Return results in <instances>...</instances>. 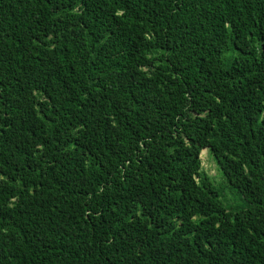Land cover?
Segmentation results:
<instances>
[{"label": "trees", "instance_id": "obj_1", "mask_svg": "<svg viewBox=\"0 0 264 264\" xmlns=\"http://www.w3.org/2000/svg\"><path fill=\"white\" fill-rule=\"evenodd\" d=\"M0 264H264V0H0Z\"/></svg>", "mask_w": 264, "mask_h": 264}, {"label": "rangeland", "instance_id": "obj_2", "mask_svg": "<svg viewBox=\"0 0 264 264\" xmlns=\"http://www.w3.org/2000/svg\"><path fill=\"white\" fill-rule=\"evenodd\" d=\"M202 168L211 176L214 177L216 182L223 183L222 177L217 168V164L210 154L208 148L201 151ZM219 187L221 190V199L229 207L241 208L244 204V200L235 189H231L228 186ZM223 187V188H222Z\"/></svg>", "mask_w": 264, "mask_h": 264}]
</instances>
